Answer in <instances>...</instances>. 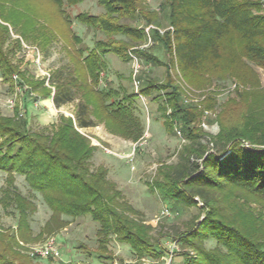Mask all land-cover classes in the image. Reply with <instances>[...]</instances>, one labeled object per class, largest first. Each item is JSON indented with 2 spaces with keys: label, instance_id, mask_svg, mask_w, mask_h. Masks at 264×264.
Returning a JSON list of instances; mask_svg holds the SVG:
<instances>
[{
  "label": "trees",
  "instance_id": "16d2710c",
  "mask_svg": "<svg viewBox=\"0 0 264 264\" xmlns=\"http://www.w3.org/2000/svg\"><path fill=\"white\" fill-rule=\"evenodd\" d=\"M47 1L56 7L55 17L61 22V25H55L58 32L55 27L51 28V15H33L30 19L26 18L32 25L28 26L27 21L24 22L26 27L21 29L23 36L41 39L42 43L56 34L66 41L68 36H73L74 42L82 45L80 37L73 35V19L65 7L85 0ZM96 1L105 9L104 15L80 13L76 20L106 35L122 33L129 38L133 37L132 40L135 39L136 43L148 40L149 35L145 29L122 24L120 20L131 18L137 23L144 20L147 26H154L149 30L151 39L155 43H162L169 54L173 50L174 34L177 40L175 49L185 78L192 73L198 77L205 76L207 83L213 77L225 78L228 73L234 74L232 71L237 66L248 69L244 67L243 59L264 68V16L253 13L254 10L261 9L258 1L162 0L159 14L167 18L174 30L163 34L159 28L161 19L157 20L156 15L154 20L150 19L146 15L151 14L147 6L140 8L142 11L139 10L143 5H140L141 0ZM11 17L8 19L2 15L3 22L11 20L16 29L23 19L18 18L19 22L10 19ZM42 18L46 21L43 26L40 24ZM8 33L9 29L0 24V71L4 81L12 82V73L16 67L2 49ZM127 45L124 42L118 44L115 41L101 40L95 42L92 49L81 46L78 52L82 56L87 53L80 63L83 65V77L80 76L82 83L79 84L76 78L69 83L59 81L53 102L56 107L72 103L75 99L74 86L82 89L83 95H87L89 90L99 99L95 102V97H88L86 104L79 105L76 115L78 125L82 128L92 126V121L87 116L89 102L93 101L96 109L105 114L107 122L113 126L119 123V130L124 137L138 140L143 133L141 123L135 115L134 102L138 96H121L118 90L99 88L100 76L105 66L104 57L112 53L121 59H130ZM136 52L148 62L158 63L156 57L149 56L147 51ZM230 60H235L238 64L222 69L224 62ZM220 63L221 66H217ZM144 81L146 83L141 94L145 96H150L153 91L172 88L171 93L154 100H159L163 105L162 111H166L167 107L172 109V117L180 119L185 137L191 140V145L181 157L184 161L172 173L163 171V181L157 179L149 187L163 199L172 201V208H179L178 211L183 208L181 205H196L195 198H200L208 209L199 225L194 223L189 230L177 236L181 238L183 246L195 251V255L184 252L181 264H264V240H259L253 229L244 230L241 225L224 217L221 211L222 200L215 195L230 187L264 204V101H249V92L237 93L239 102L229 100L228 106L219 115L222 127L220 134L211 137L204 144L201 141L202 135L199 136L191 127L200 114L196 111L197 108L182 100L178 87L170 84L173 82L160 87L148 80ZM44 94L45 98L51 97L49 90ZM214 95L205 101L206 110L216 106ZM23 117L19 110H16L14 117H0V169L8 175L1 202L18 214L15 233L10 235L0 231V264H33L30 256L24 257L18 252L17 246L18 237L29 241V216L37 207L19 191L16 175L24 176L31 190L39 192L51 210L52 215L46 226L47 234L67 227L70 221L66 218L90 215L100 224L98 232L101 236H117L119 241L128 244L139 256L163 257L166 250L163 248L162 237L168 235L163 234L156 240L147 238L142 234L145 228L126 215L127 204L120 203L121 193L107 181L105 170H91L96 147L77 131L74 121L62 116L61 124L53 134H37L30 131L28 120ZM245 143H249L251 148L244 146ZM192 156L201 163L191 161ZM202 169L203 173L200 175ZM252 228L258 230V227ZM207 239L216 240L214 249H206L204 241ZM103 247L102 245V250Z\"/></svg>",
  "mask_w": 264,
  "mask_h": 264
},
{
  "label": "rangeland",
  "instance_id": "374dc122",
  "mask_svg": "<svg viewBox=\"0 0 264 264\" xmlns=\"http://www.w3.org/2000/svg\"><path fill=\"white\" fill-rule=\"evenodd\" d=\"M46 1L0 0V24L9 29L2 49L11 64L16 67L12 73L11 83L4 81L0 71V117H14L16 110H19L21 115L28 120L30 131L37 134H53L61 124L62 116L72 119L77 131L88 138L92 146L96 147L91 160V170L96 172L101 169L105 170L107 181L111 182L114 189L121 193L120 203L127 204L126 215L145 228L142 234L144 233L147 238L151 237L156 240L163 234L168 235V238L162 237L163 248L166 250L163 257L153 258L139 256L128 244L119 241L115 235L101 236L98 232L100 224L95 222L90 215L75 219L66 218L70 221L67 227L47 234L46 226L52 215L51 210L46 205L43 196L31 190L25 177L16 175V186L19 191L37 207L29 216L30 232H27L29 241H23L18 237V252L24 257L30 256L34 248L55 238L61 258L40 259L30 256L33 264H181L184 252L195 255V251L191 247L183 246L181 238L177 236L189 230L194 223L199 225L206 217L208 209L200 198H195L196 205L187 207L181 205L183 208L178 211L179 208H172V201L163 199L149 187L157 179L163 181V171L172 173L175 167L184 161L181 157L191 145V140L185 137L180 119L172 117V109L167 107L166 111H162L163 105L159 103V100H154L157 97H165L167 93L172 92V88L153 91L150 96H145L141 94V89L146 83L144 80L160 87L162 84L173 82L170 84L178 87L182 100L187 105L197 108L196 111L200 114L191 127L199 136L202 135L201 141L206 144L211 137H217L220 134L222 127L219 115L224 107L228 106L229 100L239 102L237 93L249 92L251 94L249 101L254 100L257 103L264 101V68L243 59L244 67L248 69H240L237 66L232 71L234 74L228 73L225 78L213 77L208 83L205 76L198 77L193 73L185 78L179 54L175 49L177 40L174 34L172 35L173 50L169 54L162 43H155L151 39L149 30L154 26H147L144 20L138 23L131 18L120 20L122 24L145 29L146 34L149 35L148 40L137 43L135 39L132 40L133 37L129 38L122 33L106 35L76 20V16L80 13L104 15L105 9L96 0H85L82 3L65 7L73 19V35L80 37L82 45H77L73 36H68L66 41L58 34L51 36L50 40L45 39L43 43L41 39L37 40L38 38L34 39L32 36L25 38L21 29L26 27L25 21L28 26L32 25L26 18L30 19L33 15L37 17L51 15V28H54L56 24L61 25L55 17L56 7ZM161 1L141 0L140 5H143L139 7V10L142 11L140 8L147 6L151 14L146 13V15L150 19L154 20V15L158 17L157 20L161 19L159 27L161 33L173 32L167 18L159 14ZM255 1L261 3V9L254 10L253 13L264 16V0ZM2 15L7 16L8 19L12 16L10 19L14 21L20 18L23 22L17 20L20 24L15 29L11 20H7L8 23L3 22ZM45 22L42 18L40 24L43 26ZM153 25L157 27V24L153 23ZM54 29L58 32L56 27ZM101 40L128 44L130 59H121L112 53L104 57L105 66L100 76L99 88L107 89V91L109 89L118 90L121 96L128 94L138 96L134 102L135 115L143 129L138 140L124 137L119 130V123L113 126L107 122L105 114L96 109L93 101L89 102L87 116V119L92 121V126L82 128L78 125L76 115L79 105L86 104L88 97L96 98L95 93L89 90L87 95H83L82 89L73 85L75 99L72 103L62 107L52 106L48 102L47 104L37 102L36 97L31 94L37 92L39 96L44 97V93L49 90L54 95L59 81L62 80L63 83H69L76 78L81 84L83 65L80 63L87 53L82 56L78 49L81 46L92 49L95 42ZM137 50L147 51L149 56L156 57L158 63L148 62L146 58L137 54ZM237 64L235 60H230V62H224L222 69L225 66H236ZM217 66H221V63ZM229 70L231 71L230 67ZM212 95L217 104L214 109L206 110L205 101ZM98 99L99 97L95 102ZM10 101L14 102L13 107H10ZM24 108L27 113L23 111ZM28 108L30 109L27 110ZM225 121H227L226 118ZM178 131L181 132V136L178 135ZM190 158L191 161L201 163L193 156ZM200 171L201 175L203 169ZM7 176L0 169V231L11 235L17 231L18 214L10 206L5 207L1 202L4 189L7 187ZM215 195L222 200L221 211L224 217L241 225L244 230L253 229L259 240H264V204L262 202L230 187L221 193L216 192ZM252 227H258V230ZM216 245L215 239L204 241L206 249H214Z\"/></svg>",
  "mask_w": 264,
  "mask_h": 264
},
{
  "label": "built area",
  "instance_id": "2783aa9c",
  "mask_svg": "<svg viewBox=\"0 0 264 264\" xmlns=\"http://www.w3.org/2000/svg\"><path fill=\"white\" fill-rule=\"evenodd\" d=\"M17 79V77H15ZM18 91L21 92L20 89ZM10 107L14 106V102L10 101ZM178 135L181 136V132L178 131ZM30 256L33 258H40V259H47V258H52V259H60L61 258V252L59 248L57 247L56 239L52 238L50 239L47 243L34 248Z\"/></svg>",
  "mask_w": 264,
  "mask_h": 264
},
{
  "label": "crops",
  "instance_id": "0c3cea01",
  "mask_svg": "<svg viewBox=\"0 0 264 264\" xmlns=\"http://www.w3.org/2000/svg\"><path fill=\"white\" fill-rule=\"evenodd\" d=\"M18 90V89H17ZM31 94H33L36 98H35V100L37 101V102H40V103H42V104H47V102L48 103H50L52 106H54V102H53V93L51 92V97H48V98H44V97H41V96H39L38 95V93L36 92V93H31ZM30 108H28L27 110H29ZM25 113H27V111L25 110V108H24V110H23Z\"/></svg>",
  "mask_w": 264,
  "mask_h": 264
},
{
  "label": "water",
  "instance_id": "95a60500",
  "mask_svg": "<svg viewBox=\"0 0 264 264\" xmlns=\"http://www.w3.org/2000/svg\"><path fill=\"white\" fill-rule=\"evenodd\" d=\"M244 146L251 148V145L249 143H245Z\"/></svg>",
  "mask_w": 264,
  "mask_h": 264
}]
</instances>
